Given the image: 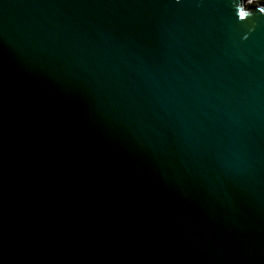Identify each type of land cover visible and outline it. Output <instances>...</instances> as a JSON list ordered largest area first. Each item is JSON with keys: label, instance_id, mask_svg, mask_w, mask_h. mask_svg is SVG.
Instances as JSON below:
<instances>
[{"label": "water", "instance_id": "obj_1", "mask_svg": "<svg viewBox=\"0 0 264 264\" xmlns=\"http://www.w3.org/2000/svg\"><path fill=\"white\" fill-rule=\"evenodd\" d=\"M264 0H0V264H264Z\"/></svg>", "mask_w": 264, "mask_h": 264}, {"label": "clouds", "instance_id": "obj_2", "mask_svg": "<svg viewBox=\"0 0 264 264\" xmlns=\"http://www.w3.org/2000/svg\"><path fill=\"white\" fill-rule=\"evenodd\" d=\"M261 11H264V9H261Z\"/></svg>", "mask_w": 264, "mask_h": 264}]
</instances>
